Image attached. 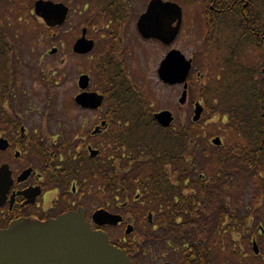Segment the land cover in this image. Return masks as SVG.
<instances>
[{
    "label": "flooded vegetation",
    "instance_id": "flooded-vegetation-1",
    "mask_svg": "<svg viewBox=\"0 0 264 264\" xmlns=\"http://www.w3.org/2000/svg\"><path fill=\"white\" fill-rule=\"evenodd\" d=\"M115 19L117 22L112 17L103 21V42L88 38L94 42V48L86 55L90 57L88 73H83L89 80L87 93H96L103 101L97 109L82 110L74 106L83 114L92 115L94 121L89 127H82L81 123V127L64 128L56 121L57 127L50 128L43 122L54 120V117L46 113L38 127H27L20 119L24 120L29 113L19 112V109L6 112L7 120L0 121V140L7 143L5 149L0 150V167L5 165L10 174L8 191L0 204V230L20 219L46 222L78 214L92 231L103 232L109 244L124 252L131 264H221L219 229H232L238 210L213 209L208 211L213 214L211 217H199L197 215H205L206 210L179 207L177 194L157 197L155 186L142 182L149 176L141 175L138 168L147 153H138V159L131 152L125 154L132 141H151V133L156 129L164 131L153 119L157 112L109 110L105 87L115 79L131 80L130 72H126V56L130 58L132 53L124 41L125 36L133 34L138 45L157 44L165 53L172 46L141 38L136 20L133 33L125 31L132 29L130 16ZM96 29L92 27L93 31ZM129 40L133 41L134 37ZM99 44L105 48L96 51ZM93 74L98 78L97 85H93ZM79 93L78 90L74 98ZM136 125L142 127L135 128ZM139 134H146L145 138L133 137ZM111 151V158L122 151L120 159L111 162L115 172L109 168ZM168 170L170 166H166ZM171 178L166 176L165 180ZM186 178L188 180V176ZM110 183L116 184L111 192ZM187 185V181L182 185L185 196L192 192ZM147 187L152 195L148 199L143 194ZM222 212L229 216L221 217ZM206 219L209 223L204 232L202 221ZM239 221L244 222V232L236 236L243 237L247 244L257 243L262 238L264 219L258 209L248 211ZM244 259L245 264L264 263L260 249L257 254H245Z\"/></svg>",
    "mask_w": 264,
    "mask_h": 264
},
{
    "label": "trees",
    "instance_id": "trees-1",
    "mask_svg": "<svg viewBox=\"0 0 264 264\" xmlns=\"http://www.w3.org/2000/svg\"><path fill=\"white\" fill-rule=\"evenodd\" d=\"M79 1L84 2L85 6H90L89 15L82 25L87 30H91L93 26H97L107 18L112 17L113 21L117 22L115 18L118 16H130L133 2L140 0ZM173 1L180 3L182 7L200 6L204 29L202 60L204 67L212 66L213 81H208L199 91L205 102L206 112L221 118V123L226 120V130L234 136L232 144L219 156L212 152L207 155L208 151L205 148L196 155L200 146L195 139L197 135L192 130L195 125L190 124L188 127H179L177 131L156 129L151 133V141H132L125 154L131 152L138 159L136 157L138 153H147L146 159L138 166L141 175L149 176L148 180L142 181L144 185H154V195L157 197L177 194L179 207H197L206 210L208 216L197 215L199 217H211L213 214L208 213L209 210L229 208L228 182L232 177L239 180L252 174L259 186L255 202L259 200L264 202V196L261 198L259 195H264V176H262L264 173V0ZM32 2L33 0L0 2V121L7 120L5 113L15 111L23 100L20 94L22 62L15 47L10 43L8 29L4 28L5 25H1L6 14L2 10L6 9L5 7H13L29 14L32 11ZM55 29L46 28L51 34ZM220 75H222L221 79ZM57 77H61L59 73ZM105 88L108 90V105L112 112L152 111L144 97L133 92L129 82L124 79H115ZM216 95L219 99L215 100ZM145 135L139 134L133 137L141 139L145 138ZM112 152L109 153V158L112 157ZM117 154L119 156L109 161V168L113 172L115 168L111 162L120 159L122 151H118ZM166 166H170V170L166 171ZM207 172L210 173L208 176L205 175ZM203 174L204 177L201 178ZM166 176L172 178L165 180ZM185 181L188 182V189L192 191L187 196L184 195L182 188ZM171 184L176 186H169ZM115 185L109 184L110 192ZM150 192L151 189L148 187L143 190L147 199L152 196ZM223 215L229 216L222 212L221 217ZM208 223L207 219L202 221L204 232L207 231ZM233 223L236 224L232 229L220 227L221 245L228 246V242H233L232 234L244 232L242 221L235 219ZM241 226H243L242 230ZM236 257H238L236 252H232L231 258Z\"/></svg>",
    "mask_w": 264,
    "mask_h": 264
},
{
    "label": "rangeland",
    "instance_id": "rangeland-1",
    "mask_svg": "<svg viewBox=\"0 0 264 264\" xmlns=\"http://www.w3.org/2000/svg\"><path fill=\"white\" fill-rule=\"evenodd\" d=\"M48 1L60 2L70 8L67 22L58 28L59 30L55 29L53 34L46 30L43 22L34 16L32 11L26 14L13 7H5L6 9L2 10L6 14L3 16L4 20H2L1 25H5L4 28L8 29L11 37L10 43L15 47L22 62L21 97H24V99L17 106V110L19 109V112L29 114L27 115L28 117L24 118V120L20 119V121L25 122L24 126L38 127V122L46 113L52 114L54 117V120L49 122L45 120L43 122L44 126L50 128L57 127L56 121L64 128L81 127V123H83L82 127H89L91 121H94L93 117H91L92 115H85L83 111L75 108L73 98L78 93V76L88 73L90 57L74 56L71 54V48L76 38L80 35L83 21L89 15L90 6H85L84 2L79 0ZM147 1L133 2L129 19V26L132 29H125V31L133 33L135 19L145 9ZM33 2L35 1L33 0ZM178 4L180 5V3ZM182 9V29L171 46L173 49L179 50L185 58L193 60L194 69L189 75L191 85L189 83L186 104L184 106L178 104L181 87L163 88L158 85L155 72L159 61L165 54L164 49L159 45L143 43L138 45L137 39L133 34H126L124 41L128 46V50L132 53L130 58L126 56V72H130L131 89L144 97L152 112L164 109L170 111L174 117L173 128L175 129L188 127L190 124L195 125L192 130L196 133L197 137L195 139L198 140L200 146L196 155L200 154L205 148L208 151L207 155L212 152L217 156L226 152L228 146L232 144V137L234 136L231 135L230 131L226 130L225 119L221 123V118L206 112L205 102L201 98V91H199L208 81H213L212 66L204 67L202 60L203 51L201 50L203 48L204 29L201 22L202 12L200 6L186 5ZM102 31H104V24L102 25L101 23L96 30L88 32L89 35L87 33V38L92 37L97 40V43H101L105 38V36L101 35ZM132 36L134 37L133 41L129 40ZM53 48L57 49V52L50 55L49 52ZM104 48L99 44L98 49L96 48L95 50L101 51ZM53 66H55L54 69ZM51 70H55V72L52 73ZM56 72L60 74V78L57 77L58 73ZM196 73H199L200 76L197 77ZM221 77L222 75H220V79ZM97 84L98 78L93 74V85ZM211 99L213 100V97ZM214 99L219 98L216 95ZM196 102L204 108V112L196 123H192L193 105ZM215 137L220 138L223 148L211 145V140ZM222 149L223 151H221ZM204 174L201 178L204 177ZM209 174L207 172L205 175L208 176ZM249 176L239 180L233 177L228 182L230 191L229 208L238 210L236 216L238 218L244 217L248 211L258 209L264 219V205H259L260 202H255L254 198L257 191H259L258 183L252 176ZM262 176H264V173ZM232 240L237 242V255L245 256V254L252 253L249 244H242L244 242L243 238L234 236ZM257 245L260 249V254L264 257V234L257 241ZM230 258L231 252L227 250L222 256L221 264H245L239 259Z\"/></svg>",
    "mask_w": 264,
    "mask_h": 264
},
{
    "label": "water",
    "instance_id": "water-1",
    "mask_svg": "<svg viewBox=\"0 0 264 264\" xmlns=\"http://www.w3.org/2000/svg\"><path fill=\"white\" fill-rule=\"evenodd\" d=\"M68 7L61 3L38 0L34 3L35 16L42 19L48 28L64 24ZM182 25V9L176 3L162 0H150L145 12L136 23L138 33L144 39H153L164 45L171 44L180 32ZM83 29L81 37L73 45V52L86 55L93 49V41L85 38ZM56 53L52 49L50 54ZM191 69V60L177 50H171L161 61L157 70L159 80L167 85L183 84V91L178 102L186 103V79ZM88 77L82 75L78 87L82 91L75 97L77 105L84 109H97L103 98L96 93H87ZM203 109L196 103L193 122L199 120ZM154 119L162 127H168L173 118L170 112L163 111L154 115ZM213 145L221 144L219 138ZM0 140V150L6 146ZM10 184V174L5 166L0 168V204L5 199ZM256 252V245H254ZM0 264H131L124 252L112 247L107 236L102 232L89 229L78 214H67L39 222L20 219L12 222L5 230H0Z\"/></svg>",
    "mask_w": 264,
    "mask_h": 264
}]
</instances>
